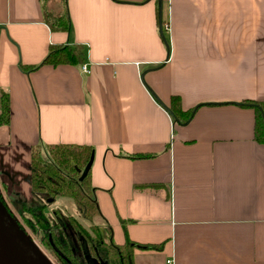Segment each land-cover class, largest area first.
<instances>
[{
  "label": "crops",
  "instance_id": "crops-1",
  "mask_svg": "<svg viewBox=\"0 0 264 264\" xmlns=\"http://www.w3.org/2000/svg\"><path fill=\"white\" fill-rule=\"evenodd\" d=\"M160 3L166 44L157 0H65L67 33L48 28L43 0H0V199L41 200L30 147H89L94 224L115 245H161L134 248L133 264H264V144L244 106L264 102V0ZM52 45L83 47L88 74L19 69ZM171 98L194 109L186 124Z\"/></svg>",
  "mask_w": 264,
  "mask_h": 264
},
{
  "label": "trees",
  "instance_id": "trees-1",
  "mask_svg": "<svg viewBox=\"0 0 264 264\" xmlns=\"http://www.w3.org/2000/svg\"><path fill=\"white\" fill-rule=\"evenodd\" d=\"M62 2L63 12L50 18V23L46 19V24L51 31L67 33L70 24L65 10V0ZM84 59L85 49L79 45H52L49 46L46 56L38 66L24 67L19 65V69L26 73L42 65L50 67L80 66ZM244 106L253 108L255 113L254 141L264 144V102L245 104ZM193 111L194 109L187 112L181 111L177 98H171L170 108L167 110L178 125L186 124ZM8 121V98L6 94L1 92L0 127L7 126ZM91 153V148L84 146L30 147L28 150L30 191L33 196H43L47 200L45 205H35L33 208L31 206L26 208V205H21L19 209L22 213L21 220L32 234L38 236L40 243L51 252L58 264H87L83 257L82 245H85L90 259H93L97 264H133L134 248L159 250L161 245L136 246L130 242L115 245L109 239L106 228L101 232L96 225L92 224L97 216V210L90 194L89 171L83 179L79 180L83 169L91 158ZM56 198L69 199L81 219L90 223L88 229L83 228L71 216L62 220L58 210H52L51 215L54 218V223H51L46 211Z\"/></svg>",
  "mask_w": 264,
  "mask_h": 264
},
{
  "label": "water",
  "instance_id": "water-1",
  "mask_svg": "<svg viewBox=\"0 0 264 264\" xmlns=\"http://www.w3.org/2000/svg\"><path fill=\"white\" fill-rule=\"evenodd\" d=\"M158 1V33L161 35V3ZM91 158L83 169L79 180L89 170ZM83 257L87 264H97L90 259L85 245H82ZM0 264H51L39 251L31 239L18 226L3 202L0 200Z\"/></svg>",
  "mask_w": 264,
  "mask_h": 264
},
{
  "label": "rangeland",
  "instance_id": "rangeland-1",
  "mask_svg": "<svg viewBox=\"0 0 264 264\" xmlns=\"http://www.w3.org/2000/svg\"><path fill=\"white\" fill-rule=\"evenodd\" d=\"M59 1L60 0H43V6L46 10L45 12L48 16L47 20L49 23H50V18L56 16L55 11L58 8H60L61 1L60 2ZM61 10L59 13H61ZM18 161H19V165H21V169L25 170L26 163H23L22 159H20ZM8 188L11 189L12 187L9 185ZM0 195H1V193H0ZM40 198H41V200H39V201L37 199H35V200H37L38 204L34 203V204L30 205V203H29L26 205V208L29 206H31L33 208L35 205H39V206L45 205V202L47 200L46 197L40 196ZM21 205H22V203H17L13 206L12 205L9 206L8 208L6 206L5 207L8 210V212L10 213V215L12 216V218L17 222V224L21 228V230H23L25 232V234L31 239V241L35 244V246L39 249V251L45 256V258L51 264H58L56 259L52 256L51 252L40 243L38 236L32 234L30 229L22 222V220H21V214L22 213L19 211V209L21 208ZM52 210H58L62 220H65L66 217L71 216V217L75 218V220L78 222V224H80L83 228L88 229V227L90 226V223H87L85 220L81 219V217H80L79 213L77 212L75 206L72 204V202L69 199L56 198L54 203L47 208L46 212L48 213L47 215H48L49 221L51 223H54V218L51 215ZM92 224H94V221L92 222ZM98 230L102 232L101 229L98 228Z\"/></svg>",
  "mask_w": 264,
  "mask_h": 264
},
{
  "label": "built area",
  "instance_id": "built-area-1",
  "mask_svg": "<svg viewBox=\"0 0 264 264\" xmlns=\"http://www.w3.org/2000/svg\"><path fill=\"white\" fill-rule=\"evenodd\" d=\"M161 31H164V32H167L168 31V23L167 22H162L161 23ZM79 69L80 71L83 73V74H88V67L86 64H81L79 66ZM165 264H174L172 260H167L165 261Z\"/></svg>",
  "mask_w": 264,
  "mask_h": 264
}]
</instances>
